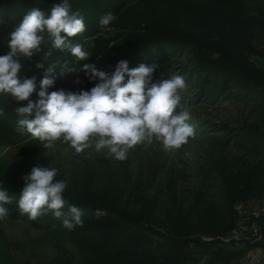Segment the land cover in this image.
<instances>
[{
  "label": "trees",
  "instance_id": "trees-1",
  "mask_svg": "<svg viewBox=\"0 0 264 264\" xmlns=\"http://www.w3.org/2000/svg\"><path fill=\"white\" fill-rule=\"evenodd\" d=\"M142 1L67 0L71 10L78 11L85 23V31L70 38L72 43L75 44L83 34L91 36L105 14L124 8L131 2ZM202 1L206 4L204 6L214 11H198L177 21L169 22L167 19L157 29L148 30L147 26L151 27L154 19L149 16L148 25V15H141L142 21L137 22L140 25L144 23L145 31L141 37L150 40L134 48L143 46L144 57L152 64L166 57L171 59L185 55L187 49L195 50L200 69L207 67L218 85L228 90H243L246 99L255 92L264 97V65L259 63V60L264 62V0ZM62 2L0 0V55L10 51V33L26 14L38 9L48 18L51 8ZM157 22L152 27H156ZM50 47L49 41L42 44V51L30 59L22 55L19 57L22 65L19 78L36 77L37 89L31 100L38 99L36 93L45 71L36 67L38 62L43 63L45 68L50 64L57 65V78L49 92L64 90L79 94L90 91L99 83L98 79L90 80L70 59L68 61L76 72L60 76L62 64L54 61L55 50L45 57ZM261 104L264 101L259 106ZM26 105L27 101L18 102L11 94H0V152L3 148L17 147L32 137L27 131L21 133L16 130L20 119L16 108ZM261 120L264 122L263 105ZM216 155L211 159L215 161L212 168L217 172L219 187L210 201L200 190L173 186L166 187L163 192L151 191L150 183H146L144 188L142 184L132 183L120 191L111 186L102 189L98 186L77 187L74 192L65 189L63 196L67 204L63 210L67 212L69 205H75L83 212V226H76L71 231L51 211L36 220H30L27 214L21 215L18 201L23 187L11 192L9 187L13 185L14 178L9 171L1 168L0 189H7L13 198L11 204L5 205L9 209V218L26 221L50 235L57 253L50 264H199L203 248L207 250L208 258L200 264H220V261L243 257L256 244L235 240L225 242L223 238L234 228L235 204L264 195V159H256L250 152H242L235 157L224 152ZM259 223L264 233V217ZM65 241L73 248L64 245ZM0 264H11L1 227Z\"/></svg>",
  "mask_w": 264,
  "mask_h": 264
},
{
  "label": "rangeland",
  "instance_id": "rangeland-1",
  "mask_svg": "<svg viewBox=\"0 0 264 264\" xmlns=\"http://www.w3.org/2000/svg\"><path fill=\"white\" fill-rule=\"evenodd\" d=\"M204 3L202 0L131 2L112 13L116 19L107 29L98 22L91 36H80L76 43L90 53L88 60L79 61L67 50H55L53 55L57 64L70 59L81 70L84 63H92L98 70L108 74L114 72L121 60L128 61L129 68L146 63L148 66L158 65L153 74V83L176 75L183 76L186 87L179 94L182 97L181 103L190 112L189 122L195 127L194 138H189L188 143L180 149L172 150H165L162 143L155 140L151 145H137L129 149L125 160L120 161L109 154L106 148L96 151L94 142L83 152L77 153L62 139L55 142L52 148H44L38 139L31 137L17 147L3 148L0 152V168L9 171L14 178L9 190L16 192L17 188L24 187L23 178L30 174L34 166H40L56 168L58 175L55 179L63 180L66 189L71 192L84 186H98L101 189L111 186L120 191L132 183L142 184L143 188L146 183H150L151 191L163 192L166 187L173 186L200 190L210 201L219 187L217 172L212 168L215 161L211 159L217 153L224 152L235 157L242 152H250L256 159H264V122L261 120V107L264 104L259 106L264 97L260 92H255L246 99L243 90H225L222 85H218L207 67L200 69L195 50L187 49L185 55L171 59L166 57L161 62L152 64L144 57L143 46L134 48L142 45L145 40H150L141 37V33L145 31L144 23L137 24L142 21L141 15H148V25L149 16L154 19L151 27L147 26L148 30L157 29L167 19L169 22L177 21L198 11H214L204 6ZM156 22V27H152ZM259 63L264 65L263 60H259ZM209 155L212 157L209 158ZM260 198L264 199V195ZM233 211L234 219L237 220L239 214L234 209ZM0 227L4 232L11 264H50L57 254L48 232L34 228L26 221L7 217L0 220ZM204 240L209 241L206 238ZM64 245L73 248L68 241ZM206 251L204 248L200 250L199 264L208 258ZM244 256L219 263H240Z\"/></svg>",
  "mask_w": 264,
  "mask_h": 264
},
{
  "label": "clouds",
  "instance_id": "clouds-1",
  "mask_svg": "<svg viewBox=\"0 0 264 264\" xmlns=\"http://www.w3.org/2000/svg\"><path fill=\"white\" fill-rule=\"evenodd\" d=\"M116 19L112 13L101 17L100 25L107 29ZM85 31L83 16L73 12L67 0L51 8L45 18L38 9L26 14L10 33V51L0 55V94H11L18 102L27 101L26 106L16 108L17 131L31 134L44 148H52L58 140L69 143L77 153L92 146L96 151L108 149L115 159L123 161L129 149L137 145L161 142L165 150L180 149L195 137V127L189 121L190 112L181 103L180 90L186 87L180 75L153 83V74L158 65L140 64L129 68L128 61L121 60L114 72L108 74L98 70L95 64L84 63L82 70L90 80H99L90 91L79 94L64 90L51 91L57 78V65L45 68L41 62L37 68L45 69L39 83L38 99L30 97L36 92V77L19 78L20 56L30 59L42 51L41 45L51 42L45 57L52 50H67L79 61H86L90 53L70 38ZM47 34V39L45 38ZM76 72L65 60L59 75ZM127 76V80L125 77ZM56 168L34 166L24 179L18 208L21 215L27 214L36 220L51 211L55 218L70 231L83 226L82 209L67 204L63 193L66 183L56 180ZM13 202L7 189H0V220L9 216L5 205Z\"/></svg>",
  "mask_w": 264,
  "mask_h": 264
},
{
  "label": "built area",
  "instance_id": "built-area-1",
  "mask_svg": "<svg viewBox=\"0 0 264 264\" xmlns=\"http://www.w3.org/2000/svg\"><path fill=\"white\" fill-rule=\"evenodd\" d=\"M234 210L239 214L238 219L235 220L234 228L223 238V241L256 243V246L245 252L244 260L236 264H264V233L259 223V220L264 217V200L238 202Z\"/></svg>",
  "mask_w": 264,
  "mask_h": 264
}]
</instances>
